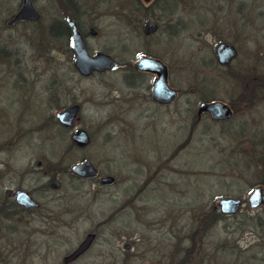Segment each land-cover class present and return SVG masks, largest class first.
Returning a JSON list of instances; mask_svg holds the SVG:
<instances>
[{
    "label": "rangeland",
    "instance_id": "obj_1",
    "mask_svg": "<svg viewBox=\"0 0 264 264\" xmlns=\"http://www.w3.org/2000/svg\"><path fill=\"white\" fill-rule=\"evenodd\" d=\"M17 1L0 0V196L18 185L67 213L51 231L35 211L15 207L11 221L0 213V264H65L101 221L92 249L70 264H104L110 253L106 264H264V206L249 202L256 184L264 190V0H171L162 22L175 35L149 43L143 0H48V61L47 48L35 57L34 44L4 26ZM69 11L90 50L114 55L119 69L74 70L59 26ZM224 42L238 50L227 66L216 53ZM145 47L164 51L175 102L155 103L152 75L134 71ZM75 95L81 107L65 123L58 113L69 114ZM204 99L231 104L233 116L197 118ZM80 129L84 145L71 136ZM85 159L118 181L75 173ZM48 170L60 189L44 188ZM223 197L244 205L224 213Z\"/></svg>",
    "mask_w": 264,
    "mask_h": 264
},
{
    "label": "flooded vegetation",
    "instance_id": "obj_2",
    "mask_svg": "<svg viewBox=\"0 0 264 264\" xmlns=\"http://www.w3.org/2000/svg\"><path fill=\"white\" fill-rule=\"evenodd\" d=\"M45 1H46L45 3H39L38 0H32V4H33L34 9L36 10V14H34L32 17L28 15V16H25V18H22V17H17V16L19 15L20 11L24 7V0H18L17 3H15L14 9L6 17L4 26L5 27H13L14 30H17L18 36L23 35V36L27 37L29 39L30 43L34 44V47H33L34 52L33 53H34L35 57H37V56H39V54H41V49L43 47L47 48V51L43 55V57L48 61V2H47L48 0H45ZM143 1L145 2L146 7H142V9H143L142 16L146 17V18L143 20L142 23H140V21H138V24H140V27L142 28L143 35H144V38L146 39V42L149 43L153 38H155L159 34L162 35L164 38L166 36L167 37L174 36L176 31H177L176 26L173 25L171 30H167V29L165 30L164 24L162 22L164 19V16L166 19L168 12L171 14H174L173 11L171 12V11L166 10V3L171 2V0H147V1L143 0ZM155 5L157 7H160L161 10L167 11L166 15H158L157 13H155V9H154ZM129 6H130V9L133 10V6H131V4ZM138 6L141 7V5L139 3H138ZM69 12L72 15H70L69 13H65V14H63V16L61 15L62 18L64 19V22L61 21V24L59 26L64 27V30L61 32L62 36H65V35H67V33H69V45H70V49H71L72 63L74 66L73 67L74 70L80 76L88 77V76H91L95 73H104V72H109V71L112 72V71L119 69L121 64L114 57V55H112V54H110L104 50H97V49H96V51L90 50L88 43H87L86 31L81 26L82 23L80 22V20H78V16L73 11H69ZM131 20H133V19L131 18ZM65 21H66V23H65ZM2 23H3V20H2ZM50 27H51V25H50ZM90 32L94 36L97 35V30H95L94 28H90ZM50 33L54 34L53 32H50ZM76 35L79 37L80 40H83V42L86 44V48L88 50V53L91 56H95L98 53H105V54L109 55L110 57H112L116 61L118 66L114 69H110V68L94 69V70H92V72L80 70L75 65L76 51L74 50V47L72 45V39L74 37H76ZM156 40L160 42V37H156ZM224 43L227 44V42H224ZM235 49H236V55L233 56L229 61L222 62L220 60L219 51L217 48L216 53H217V57H218L219 62L223 65H226V66L229 65L234 60V58L237 56L238 50L236 47H235ZM141 51L143 53H139L140 55L138 56V59L141 56L149 57V58L153 59L156 63H162L165 66V68H163V70H166V72H167L168 85L171 88H174L177 92L176 98L173 101H170L167 103L161 102L160 100L155 98L153 95V88L155 85V80L158 76L157 70H155V69L159 68V67L154 66V67H151L149 69H138V68H136L137 67L136 64L138 62H135L136 64L134 65V67L137 70L134 69V71L139 72L140 70H143V72H147L148 74H151L153 77V80L149 84H147V90L149 89L148 95H150V98L155 103H158V104H169V103L175 102L177 100V98L179 97L180 90L177 89L170 81V66L168 63L165 62V57L163 55L164 51H153L148 47L143 48V50H141ZM137 61H139V60H137ZM11 64H14V60H11ZM9 70L11 71L10 74L17 75V73L15 71V70H17V68L10 67ZM254 88H255V86H254ZM79 97H80V95L76 96L73 99V101L75 103H72L71 105H69L67 107L69 108L70 106L77 105V107L80 109L81 103H79ZM204 101H211V100L204 99ZM204 101H202V102H204ZM202 102H200L199 105ZM199 105L197 106V112H198ZM228 105L231 107V109L233 110V114H234L233 106L231 104H228ZM204 114L211 117V115L208 112L204 111L199 116L197 114V118H201V116H203ZM215 120H217V119H215ZM225 120H227V119H219L217 121L223 122ZM71 136L74 139V133L73 132H72ZM89 142H90V136H89ZM26 143L29 144V141H26ZM80 145H84V144H80ZM28 151L32 152V150H28ZM85 160H89V159H85ZM50 166H51V164H50ZM94 167L96 168L95 165H94ZM96 169H97L98 173L93 179H97L99 184H101L103 186H110V185H114L118 181V179L114 175L113 176L101 175L99 169L98 168H96ZM256 185H261V184H256ZM49 187L51 189L53 187L56 189H60L61 183H60V180L58 178H55L53 174H50L49 170H48V183H46L44 188L47 189V191H48ZM17 189L18 190L22 189L24 192H26L28 195H30L37 203L34 206H28V205L22 203L18 198L19 193H18ZM17 189H16V187L15 188H7L5 191L2 190V192H1L2 195L0 196V213H2L3 216L8 219V221H11L10 219L15 218L17 213L14 209H15V207L20 206L19 209L22 208L25 211H32V216L30 218H33V211H35L34 213L40 214V222L42 221L41 224H43V223L46 224V228L48 231H51L50 229H52V226H54V223L55 224L56 223L57 224L62 223V225L66 224V223H63L64 220L62 221L61 216L65 213H67V211L56 213L50 208V206H48V205H51V203L47 204V203L43 202L42 200L41 201L38 200L32 191H30L28 189H24L18 185H17ZM100 224H103V222L101 221V222L97 223V227L94 230H89L87 232V234L90 232L95 233V236L93 238V240H95V242L97 241ZM94 243L84 252V254L92 249V246L94 245ZM78 244L76 246H78ZM76 246H75V248H76ZM125 246L128 247L129 244H126ZM112 248L114 249V244L112 245ZM84 254H82L81 256H83ZM81 256L79 255L72 262L77 261ZM102 256L103 257L101 258V261L104 262V264H106L107 261H109L110 259H113V258L115 259V254H113V253L108 254V256H105V255H102ZM115 261L116 260H114V262Z\"/></svg>",
    "mask_w": 264,
    "mask_h": 264
},
{
    "label": "water",
    "instance_id": "obj_3",
    "mask_svg": "<svg viewBox=\"0 0 264 264\" xmlns=\"http://www.w3.org/2000/svg\"><path fill=\"white\" fill-rule=\"evenodd\" d=\"M34 14H36V10L33 7L32 0H24V7L17 17L28 15L32 17ZM72 45L74 47V50L76 51L75 65L82 71L92 72V70L94 69H114L118 66L116 61L105 53H98L95 56H91L88 53L86 44L83 42V40H80L77 35L72 39ZM218 51L220 60L222 62L229 61L233 56L236 55V49L232 44L221 43L218 46ZM138 66L144 69H149L154 66L159 67L155 69L158 73L153 88V95L155 98L165 103L170 102L176 98L177 92L174 88H171L168 85L167 72L166 70H163L165 66L162 63H156L149 57L141 56L138 61ZM76 110H78L77 106L70 107L67 110L69 114L63 115L61 113H58V117L63 122L69 123L71 115L76 112ZM204 111L208 112L212 118L217 120L228 119L233 115V110L231 109V107L222 100L202 102L198 108V115H201ZM86 135L87 133L84 130L80 129L74 134V138L78 143H85L88 140V137H86ZM74 172L82 176H95V174H97V169L89 160H86L84 163L75 166ZM18 193V198L22 203L28 206H31L33 204L35 205L37 203L22 189L18 190ZM249 202L250 207H256L260 204H263L264 206V191L262 187L257 186L253 189L252 193L249 195ZM241 205L242 200L240 198L223 197L219 200L220 209L224 213H237L238 211H240ZM94 236L95 233H88L85 239L82 240L81 243L77 246V248L64 257V263H70L71 261L75 260L80 254L85 252L91 246Z\"/></svg>",
    "mask_w": 264,
    "mask_h": 264
},
{
    "label": "trees",
    "instance_id": "obj_4",
    "mask_svg": "<svg viewBox=\"0 0 264 264\" xmlns=\"http://www.w3.org/2000/svg\"><path fill=\"white\" fill-rule=\"evenodd\" d=\"M216 215H218V213H216Z\"/></svg>",
    "mask_w": 264,
    "mask_h": 264
}]
</instances>
